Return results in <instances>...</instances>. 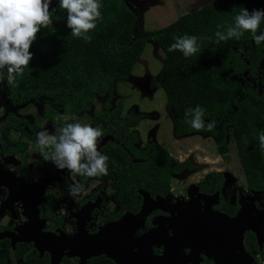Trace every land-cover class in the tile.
Here are the masks:
<instances>
[{"label":"trees","instance_id":"trees-1","mask_svg":"<svg viewBox=\"0 0 264 264\" xmlns=\"http://www.w3.org/2000/svg\"><path fill=\"white\" fill-rule=\"evenodd\" d=\"M100 3L102 18L89 33L91 42L71 35L66 26V12L56 3L52 26L37 34L30 48L33 58L29 67L16 78L17 86L13 89L19 94L18 100L45 103L44 111L51 116L58 110L61 116L66 110L87 114L95 95L107 91L116 80L128 79L146 43L153 42L163 54L155 80L173 108L174 135L210 134L216 139L218 152L226 157L229 134L235 142L248 188L264 189V154L259 146V134L264 133V42L257 46L247 32L239 40L220 44L205 39L214 38L218 25L224 31L233 24L241 8L264 9V0H219L150 30H138L137 15L125 0H100ZM263 31L264 22L257 34ZM185 34L200 38L201 45L200 52L188 58L178 50L168 51L175 43L174 37ZM197 106L205 110V122H216L211 132H197L186 123V109ZM122 112L121 102L111 108L106 100L101 110L89 116L92 127H101L103 131L116 129L115 135L126 149L108 142L101 149L109 158L107 175L79 176V179L86 184L89 179L110 178L118 190L119 184H123L126 208L136 211L140 204L136 187L151 196L165 195L171 174L194 166L176 161L154 142L136 148L134 144L139 138L132 128L141 115ZM56 122L65 124L63 120ZM210 176L202 185L219 188L221 180L212 181ZM97 261L98 258H93L87 264Z\"/></svg>","mask_w":264,"mask_h":264},{"label":"flooded vegetation","instance_id":"flooded-vegetation-1","mask_svg":"<svg viewBox=\"0 0 264 264\" xmlns=\"http://www.w3.org/2000/svg\"><path fill=\"white\" fill-rule=\"evenodd\" d=\"M57 2L52 0L50 10ZM3 76L0 106L8 108L5 112L0 111V264H50L48 251L40 252L32 241L21 240L28 236L26 228H30L29 215L35 205L39 216L35 229L40 224L42 232L75 236L80 224L84 223L85 231L93 235L107 223L125 220L128 213L138 214L143 205V196L138 190L142 188L136 187L140 204L133 211L125 205V186L119 184L118 190L110 178L89 179L83 184L79 176L67 170L63 176L56 177L59 170L40 155L36 134L44 129L52 133L55 127L63 126L56 122L62 112L58 110L54 116L47 115L45 103L19 101V94L7 83V69L3 70ZM31 103L41 105L40 114L27 116L15 111ZM103 133L101 140L110 138L99 147L100 152L108 142L126 149L124 142L115 135L116 129ZM228 138H231L229 134L226 142ZM150 142L143 147L137 145L139 141L134 145L142 149ZM180 162L194 166L193 169L184 168L182 172L197 168L190 159ZM202 172L203 176L198 175L195 185L178 193L174 201L169 200L170 188L165 195L151 196L146 191L153 208L135 230L132 245L135 258L130 256L129 261L156 264L155 258L163 257L165 250L170 248L171 256L162 264H248V261L264 264V240L260 245L256 232L246 229L242 235L244 251H240L237 227L229 221L237 216L242 206L264 210V189L252 190L246 186L252 193L250 196L237 187L229 193L225 184L231 183V179L225 171L209 168ZM173 175L178 174H171L170 185ZM208 176L212 181L221 180V186L213 189L202 185ZM44 180L45 184L42 183ZM74 184H81L83 188L78 196L70 197L69 187ZM123 253L126 255V250ZM93 258H98L97 264H118L105 254L87 258L85 262L77 255L64 256L58 264H87Z\"/></svg>","mask_w":264,"mask_h":264},{"label":"clouds","instance_id":"clouds-1","mask_svg":"<svg viewBox=\"0 0 264 264\" xmlns=\"http://www.w3.org/2000/svg\"><path fill=\"white\" fill-rule=\"evenodd\" d=\"M52 0H0V81H3V70L7 69V83L17 86L16 78L24 74L29 67L33 54L31 45L42 28L52 26ZM59 9L66 12V26L71 35L85 42H91L89 33L97 27L102 7L100 0H58ZM264 22V9L249 11L241 8L234 17V23L224 31L218 30L211 40L214 44L239 40L246 32L250 33L254 43L259 46L264 42V32L258 31ZM200 38L192 35L174 37L175 43L168 48L169 52L178 50L185 58L200 52ZM0 106V111H3ZM205 110L197 106L185 111L186 123L195 131L211 132L216 122L204 120ZM68 116H57L65 121L64 126L55 127L52 133L47 129L39 131L37 146L45 162H51L58 170H67L72 175L94 178L107 175L108 157L98 151V144L104 133L101 127L89 124L68 123ZM75 119V117H71ZM259 146L264 149V133L259 134ZM83 185L69 187L68 195L76 197Z\"/></svg>","mask_w":264,"mask_h":264},{"label":"rangeland","instance_id":"rangeland-1","mask_svg":"<svg viewBox=\"0 0 264 264\" xmlns=\"http://www.w3.org/2000/svg\"><path fill=\"white\" fill-rule=\"evenodd\" d=\"M125 1L137 15L138 30H150L166 26L182 14L198 10L206 4L216 3L219 0ZM162 61L163 54L160 48L153 42H147L128 79L116 80L107 88V91L95 95L87 114L79 115L66 110L63 116L70 117V120L76 123L90 125L89 116L94 111L101 110L106 100L110 102L111 108H115L118 102H121L123 105L122 115H126L129 111L140 114L141 119L132 128L138 135L139 143L137 145L139 147L152 141L165 148L176 161L190 159L194 165H197L195 171H184L171 177L168 195L171 201H174L178 193L184 189L189 190L195 185L198 175L203 176L202 170L209 168L225 171L229 175L231 183L225 184L229 193L237 187L239 191L247 192L246 195H252L245 188L246 180L232 138L227 139L228 153L226 158H223L218 153L216 140L210 135L200 133L174 135L173 108L167 103L162 88L155 80V74L161 67ZM2 107L3 112L8 108L6 105ZM40 107L39 104L31 103L29 106L19 110L15 109V111L33 116L40 114ZM71 117H75V119H71ZM42 125L45 126V122ZM262 151L264 154V149ZM149 203L153 208V203L151 201Z\"/></svg>","mask_w":264,"mask_h":264},{"label":"water","instance_id":"water-1","mask_svg":"<svg viewBox=\"0 0 264 264\" xmlns=\"http://www.w3.org/2000/svg\"><path fill=\"white\" fill-rule=\"evenodd\" d=\"M110 138L106 137L100 140L99 147ZM64 170H59L55 175L63 176ZM45 180L42 181L45 184ZM143 196V205L138 214L133 215L131 213L126 214V219L117 222H111L105 224L100 230L90 235L84 229V223H81L79 230L75 236H66L64 234L57 235L50 232H42L38 224V207L35 205L30 216V228H26L28 233L27 237H22L21 240L26 242H33L34 246L42 252L46 250L50 253V264H58L64 256L72 257L79 256L82 262H85L87 258L105 254L113 259L118 264H134L129 261V257L135 258V254L132 252V245L136 228L141 224L143 219L152 209L149 194L143 189L138 190ZM252 207V206H251ZM255 210H254V209ZM237 227L238 231V246L240 251L243 250L242 235L246 229H250L256 232V236L259 244L261 245L264 240V210H256L252 208H241L240 212L234 219L229 220ZM177 246H175V249ZM126 250V255L123 253ZM170 248L165 250L163 257L155 258L156 264H162L170 258ZM251 261H248L250 264ZM180 264V263H178Z\"/></svg>","mask_w":264,"mask_h":264}]
</instances>
